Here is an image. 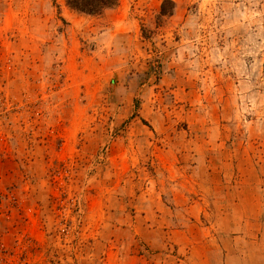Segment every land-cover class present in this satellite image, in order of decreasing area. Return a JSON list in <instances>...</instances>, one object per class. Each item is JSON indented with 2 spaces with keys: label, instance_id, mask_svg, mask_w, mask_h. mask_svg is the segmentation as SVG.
<instances>
[{
  "label": "rangeland",
  "instance_id": "374dc122",
  "mask_svg": "<svg viewBox=\"0 0 264 264\" xmlns=\"http://www.w3.org/2000/svg\"><path fill=\"white\" fill-rule=\"evenodd\" d=\"M0 0V264H264V0Z\"/></svg>",
  "mask_w": 264,
  "mask_h": 264
},
{
  "label": "trees",
  "instance_id": "16d2710c",
  "mask_svg": "<svg viewBox=\"0 0 264 264\" xmlns=\"http://www.w3.org/2000/svg\"><path fill=\"white\" fill-rule=\"evenodd\" d=\"M119 0H65V5L74 10L87 15H99L107 9L114 8L118 5ZM174 8L171 0H163L160 4L159 14L168 16Z\"/></svg>",
  "mask_w": 264,
  "mask_h": 264
}]
</instances>
